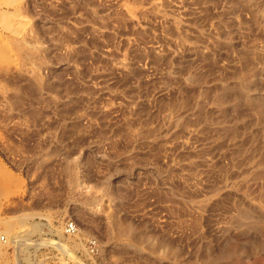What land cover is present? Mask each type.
<instances>
[{
	"label": "rangeland",
	"instance_id": "374dc122",
	"mask_svg": "<svg viewBox=\"0 0 264 264\" xmlns=\"http://www.w3.org/2000/svg\"><path fill=\"white\" fill-rule=\"evenodd\" d=\"M263 102L264 0H0V264H264Z\"/></svg>",
	"mask_w": 264,
	"mask_h": 264
},
{
	"label": "bare ground",
	"instance_id": "6f19581e",
	"mask_svg": "<svg viewBox=\"0 0 264 264\" xmlns=\"http://www.w3.org/2000/svg\"><path fill=\"white\" fill-rule=\"evenodd\" d=\"M6 16V15H5ZM15 45V48L22 53V59L24 62H28L29 65H32V64H35L37 63V61L39 60H43L42 57L40 58L41 54V50L34 46L32 47L31 45H29L28 43L25 44V43H20V42H16L14 43ZM38 55V56H37ZM36 61V62H35ZM25 65H28V64H25ZM28 73L30 72L31 74V77L37 82V83H40L41 82V78L32 70H28ZM257 109L259 111V113H264V102L263 103H258L257 104ZM245 216V215H244ZM243 217V216H242ZM117 236L120 237V236H124V237H133L132 236V233L130 232V230L128 231H122L121 228L120 230L117 232ZM4 242H0V248H2V246H4ZM1 250V249H0ZM1 252V251H0ZM1 254V253H0ZM172 255L176 256L177 255V252L176 251H172L171 253ZM1 256V255H0Z\"/></svg>",
	"mask_w": 264,
	"mask_h": 264
},
{
	"label": "built area",
	"instance_id": "2783aa9c",
	"mask_svg": "<svg viewBox=\"0 0 264 264\" xmlns=\"http://www.w3.org/2000/svg\"><path fill=\"white\" fill-rule=\"evenodd\" d=\"M0 230H1V228H0ZM72 230H73V226H69L68 231H72ZM3 241H4V238H3L2 233L0 232V242H3Z\"/></svg>",
	"mask_w": 264,
	"mask_h": 264
}]
</instances>
